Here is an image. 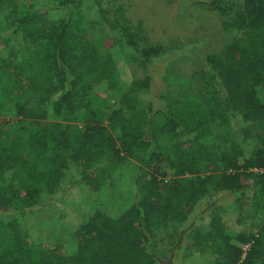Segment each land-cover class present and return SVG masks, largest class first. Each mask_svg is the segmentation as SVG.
Listing matches in <instances>:
<instances>
[{"label":"trees","instance_id":"obj_1","mask_svg":"<svg viewBox=\"0 0 264 264\" xmlns=\"http://www.w3.org/2000/svg\"><path fill=\"white\" fill-rule=\"evenodd\" d=\"M93 1L135 63L153 65L159 52L140 25ZM76 2L47 20L0 0V117H15L0 120V213L17 216L0 220V264H161L152 242L169 238V253L179 250V230L207 191L231 196L233 227L211 210L189 227L182 264H237L248 243L241 264H264V133L250 143L247 128L264 122V0H197L227 17L225 31H242L192 73L198 94L159 97L150 76L133 78L108 112L88 100L118 90V69L102 39H86ZM3 32L19 36L20 50ZM48 109L66 125L47 121ZM45 157L52 163L40 168ZM68 192L66 208L47 205L38 218L42 239L21 226L43 194Z\"/></svg>","mask_w":264,"mask_h":264},{"label":"rangeland","instance_id":"obj_2","mask_svg":"<svg viewBox=\"0 0 264 264\" xmlns=\"http://www.w3.org/2000/svg\"><path fill=\"white\" fill-rule=\"evenodd\" d=\"M19 6L23 3L31 4L37 9H41L47 20L57 18L59 11L53 9L58 7L64 0H14ZM77 1L80 15L84 17L86 23V39L92 40L100 38L103 46L112 55L118 69L119 88L116 92H106L97 90L88 100L93 105L99 107L104 112H108L110 107L118 101L121 94L130 84L133 78H143L150 76L153 82V93L167 98L185 99L198 94L199 84L193 82L192 73L203 65L207 55L219 53L223 47L235 38H238L242 31L231 29L225 31L222 22L227 19L214 11L207 10L199 6L197 0H101L102 6L109 10L121 6L125 11L124 18L134 27L140 25L142 34L146 37L149 47L155 48L158 55L154 58V64L149 68L142 69L133 58L132 51L125 47L115 32L108 31L99 20V13L93 0ZM45 6V7H44ZM48 10V11H47ZM76 11V9L74 10ZM7 11L0 9V30L5 21ZM4 36L10 37V44L20 50L22 45L18 35L3 32ZM11 114L0 117L2 122L14 120ZM47 121L57 122L65 126L66 123L53 115L51 109L47 110ZM68 125V124H67ZM236 126V124H234ZM104 126L107 123L104 122ZM251 143L254 138L264 133V122L248 125ZM109 131V129H108ZM112 133L111 131H109ZM131 161L140 167H145L141 154H134ZM51 157H45L37 164L40 168L51 165ZM204 195L191 214L188 223L179 230L180 248L174 253H169L172 242L169 238L159 236L154 240L153 253L160 258L161 264H182V255L186 244L184 238L189 227L206 218L211 210L224 213L227 225L233 227V203L231 196L226 192L209 197ZM71 192L65 193L61 198H53L43 194L40 198V205L33 213V221L26 226L22 222L23 228L33 229L34 236L42 239L43 232L38 229L39 219L46 218L45 206L51 208L64 209L65 204L70 200ZM17 218L15 215L0 213V220L7 221ZM80 220V214H76L73 224ZM257 221L253 223L256 224Z\"/></svg>","mask_w":264,"mask_h":264},{"label":"built area","instance_id":"obj_3","mask_svg":"<svg viewBox=\"0 0 264 264\" xmlns=\"http://www.w3.org/2000/svg\"><path fill=\"white\" fill-rule=\"evenodd\" d=\"M250 245H251V243H248V244L243 245V246L241 247L242 254H241V258H240V260L238 261L237 264H241V263H242V261H243L245 255H246V252L248 251Z\"/></svg>","mask_w":264,"mask_h":264}]
</instances>
